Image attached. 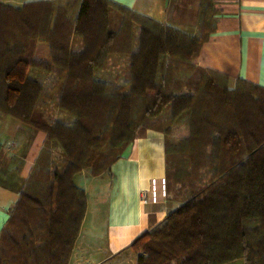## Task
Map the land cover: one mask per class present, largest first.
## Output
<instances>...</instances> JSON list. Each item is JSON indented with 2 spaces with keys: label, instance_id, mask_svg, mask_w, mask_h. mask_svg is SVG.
<instances>
[{
  "label": "trees",
  "instance_id": "obj_1",
  "mask_svg": "<svg viewBox=\"0 0 264 264\" xmlns=\"http://www.w3.org/2000/svg\"><path fill=\"white\" fill-rule=\"evenodd\" d=\"M46 5L51 3H25L22 10ZM112 7L139 29L137 47L125 62H109L112 53L104 46L88 51L84 41L73 51L64 44L65 37L85 36L79 28L96 10L107 19ZM15 13L0 3V18ZM215 13L212 0H201L197 34L189 36L109 0H80L74 21L66 24L72 34L58 38L56 22L47 15L33 21L36 33L23 28L24 34L13 37L0 63V116L14 117L46 138L12 209L19 211L20 204L25 206L20 212L36 210L38 222L23 225L24 233L17 236L8 217L0 233L13 248L10 264H69L86 208L74 176L83 170L92 176L108 173L140 127L163 134L165 191L180 205L131 244L148 238L136 264H264V87L238 79L230 89L225 74L195 64L215 27ZM98 31L104 35L99 23ZM160 57L166 65L157 82ZM29 68L53 76L51 93L28 76ZM96 70L119 71L115 78L121 79L120 86L129 84V92H109L108 83L95 79ZM134 98L142 102L136 104ZM47 99L54 109L75 117L71 127L44 109ZM107 116L116 118L112 130L121 135L104 150L110 136L88 129ZM86 118H93L90 124ZM52 143L64 152L61 169H53L43 196L24 194ZM170 168L175 169L173 184L179 186L174 196L169 195Z\"/></svg>",
  "mask_w": 264,
  "mask_h": 264
},
{
  "label": "crops",
  "instance_id": "obj_2",
  "mask_svg": "<svg viewBox=\"0 0 264 264\" xmlns=\"http://www.w3.org/2000/svg\"><path fill=\"white\" fill-rule=\"evenodd\" d=\"M36 1L44 0L0 3L19 6ZM109 1L189 36L197 34L201 0ZM212 4L215 27L201 46L195 64L225 74L230 89L238 79L264 87V0H212ZM30 69L43 72L29 68L27 74ZM45 138V133L14 117L0 116V233ZM76 179L85 193L86 208L69 264L116 260L180 205L165 191L164 136L150 129L135 133L107 174L92 176L83 170L74 176L75 184Z\"/></svg>",
  "mask_w": 264,
  "mask_h": 264
},
{
  "label": "rangeland",
  "instance_id": "obj_3",
  "mask_svg": "<svg viewBox=\"0 0 264 264\" xmlns=\"http://www.w3.org/2000/svg\"><path fill=\"white\" fill-rule=\"evenodd\" d=\"M49 1L51 3V6L47 5L44 7V9H38L36 7H30L23 11L22 7L23 4L19 6H14L11 4H5L9 5L12 8H15L18 13H15L13 15H9L8 17L3 14V17L0 18V63L1 58L5 57V50L10 46V42L12 41L13 37L15 35H22L24 34V29L29 30V33H36L38 28H34V24L38 26V24L35 21V19H40L45 16H52V19L54 22H56V36L61 39V35L74 32L72 31V27L68 28L66 27V24L68 21H74L78 6L80 3V0H44ZM111 13L107 14V19L102 18V13L99 10H96L88 20L85 21V24L80 26V31L85 34L84 37H77L75 35H71L70 37H65V39H62L64 44L73 51L79 50L84 45L85 41V47L88 49V51H100L101 46H104L105 49H107V52H111L112 54L109 55V62H113L116 64H121L123 61L125 62L127 55L130 54L131 51H134L138 44V33L139 29L132 24L131 17L127 16L125 12H122L121 10L112 7L110 8ZM37 13V15H36ZM36 15V17H35ZM20 20V21H19ZM21 22V23H20ZM98 23L101 26V30L104 31V35L99 34L98 31ZM24 24V25H23ZM27 25H29V28H27ZM24 28V29H23ZM40 29V28H39ZM71 29V32H70ZM39 31V30H38ZM106 32H109L110 34V41L107 42V35ZM22 33V34H21ZM5 40H8L9 42H6ZM109 44V45H108ZM114 54L115 58H112ZM166 65V60L164 57H160L158 61V73H157V82L160 81V78L162 77V74L164 72V68ZM120 74L119 71L113 72V70H96L94 72V77L97 80L106 82L109 84L108 91L109 92H115L122 90L124 92H129L128 88H130V85H124L120 86L122 84L121 79H116L115 75ZM28 76L30 78H33L35 80H38L44 85L45 91L48 93H51L50 87H53L54 85V79L51 74H46L43 72H39L34 69H30ZM109 81H112L114 83H109ZM47 96V95H46ZM136 104H140L142 100L134 98ZM52 100L47 99L46 103L43 105L44 109L46 110L51 109L52 111V118L59 120L64 123L65 125L71 127L73 121L75 120V117L71 114L59 111L55 107L53 108ZM137 109L133 115V118L138 119V116L140 112ZM93 118H90L92 120ZM116 118L113 116H107L104 119H97L96 125L92 126L88 119H85V124H90V129H88L89 133L91 134V130L94 134H96L99 129H102L103 135L110 136L109 140L104 144L105 147L104 150H108L110 147V143H117L118 138L120 137L118 131L115 133L112 130V127L115 123ZM91 122V121H90ZM145 129V127L138 128L135 132L137 133L139 130ZM32 133H37L33 131ZM100 134V133H99ZM100 135L103 139V135ZM195 134V133H194ZM197 136V135H195ZM193 143H190V146H192ZM183 153V152H182ZM178 161L185 160L183 158V155L181 153H178ZM172 157V156H171ZM43 160H46L42 163ZM65 160L64 152L61 151L58 144L52 143V146L50 148V154H43L42 160L40 161V165L37 166L38 170L34 171L36 172V175L32 176L30 179L29 185L27 186V189L25 190L24 194H29L30 196H43L46 188H47V181L52 180V172L53 169L56 167L57 169H61V166L59 167V162ZM184 162V161H182ZM90 173V170H87ZM187 171H190L188 168ZM34 172V173H35ZM171 173V181L168 184L169 188V195L174 196L175 191L179 188V186H174L175 178L174 173L175 169L170 168ZM107 174V173H106ZM104 175V173L102 174ZM101 176V175H99ZM174 182H173V181ZM76 185L78 184V180H75ZM79 186V185H77ZM26 201V199H25ZM24 201V202H25ZM23 206H20V210L15 212L14 210L10 211L9 213V219L12 220L11 230L16 231L18 234L17 236H20L22 233H24V226L25 224L34 226L35 221L38 222L40 214L36 210L31 211H21L23 209ZM18 208V209H19ZM25 221V223L23 221ZM81 226V224H80ZM10 227V226H9ZM80 231V230H79ZM79 234V233H78ZM78 238V237H77ZM77 241V240H76ZM148 241V238L145 237L141 239L140 241L135 242L131 247H129L125 252L120 253L117 256L116 260L110 261V264H136L137 258L139 255H145L144 254V248L143 246ZM76 243V242H75ZM3 245L5 246V250L3 249ZM75 246V245H74ZM1 250H4L1 253ZM74 250V248H73ZM6 251V252H5ZM13 251V248L11 247L10 243H5V238L0 239V257L2 256V264H10L9 256L8 254ZM5 252V254H4ZM73 254V251H72ZM72 256V255H71ZM70 262V259H69ZM104 263V264H109Z\"/></svg>",
  "mask_w": 264,
  "mask_h": 264
}]
</instances>
